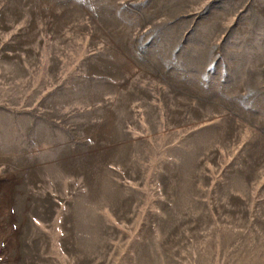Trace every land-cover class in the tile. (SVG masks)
<instances>
[{"label":"rangeland","instance_id":"1","mask_svg":"<svg viewBox=\"0 0 264 264\" xmlns=\"http://www.w3.org/2000/svg\"><path fill=\"white\" fill-rule=\"evenodd\" d=\"M0 264H264V0H0Z\"/></svg>","mask_w":264,"mask_h":264}]
</instances>
